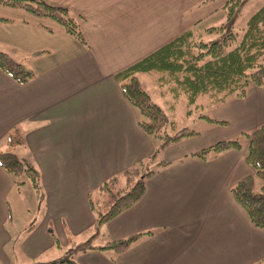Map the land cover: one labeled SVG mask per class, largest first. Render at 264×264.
I'll return each mask as SVG.
<instances>
[{
	"label": "crops",
	"instance_id": "1",
	"mask_svg": "<svg viewBox=\"0 0 264 264\" xmlns=\"http://www.w3.org/2000/svg\"><path fill=\"white\" fill-rule=\"evenodd\" d=\"M45 1L65 6L84 40L50 20L3 6L9 12L0 15V50L34 76L18 83L0 69V151L11 149L36 167L41 195L34 193L33 199L44 207L19 239L18 195L27 184L16 187L0 166V264L44 263L48 252L62 248H56L51 233L64 247L93 229L88 195L157 145L140 129L115 74L185 30L197 29L217 7L211 4L215 0ZM213 117L228 124L207 122L208 144L264 124V90L253 86L244 97L229 98ZM15 128L20 143L12 146L6 137ZM198 144L186 138L168 145V164L146 180L141 199L102 226L98 243L93 239L101 246L141 233L129 248L117 255L79 251L77 263L256 264L262 259L264 230L250 222L230 193L252 173L246 149L206 160L188 156Z\"/></svg>",
	"mask_w": 264,
	"mask_h": 264
},
{
	"label": "trees",
	"instance_id": "2",
	"mask_svg": "<svg viewBox=\"0 0 264 264\" xmlns=\"http://www.w3.org/2000/svg\"><path fill=\"white\" fill-rule=\"evenodd\" d=\"M244 2L245 0H226L221 6L225 14L223 22L202 30L187 29L115 74L124 98L138 114L140 129L155 138L157 145L147 157L104 180L88 195V205L94 215V233L78 244V252L98 249L112 251L117 255L129 248L141 233L108 239L101 246L94 245L93 239L106 222L141 199L146 190V180L160 167L168 164L163 160L157 161V156L164 147L199 134L187 127L175 131L176 124L159 105L151 101L139 74L155 72L157 84L166 86L173 98L184 95L187 116L191 115L200 96H206L218 106L231 97H244L250 87L264 90V2L248 17L244 27L236 31L234 22ZM0 5L50 20L62 26L69 34L84 40L78 24L65 6L45 0H0ZM208 35H215L217 38L206 42L204 37ZM0 69L18 83H25L34 76L32 70L25 68L2 50ZM199 117L215 125L228 124L225 120L205 114H200ZM17 131L15 128L7 134L6 141L9 145L20 143ZM243 148L246 149L244 157L252 173L231 186L230 193L250 222L264 230V124L200 147L188 156L206 160L228 150ZM0 166L12 176L16 187L28 183L37 198H40L39 172L31 162L19 158L9 149L0 151ZM149 233L151 232L144 234ZM51 235L56 248L60 249L58 239L53 233ZM73 256L69 252L58 261L36 264H78ZM256 264H264V257Z\"/></svg>",
	"mask_w": 264,
	"mask_h": 264
},
{
	"label": "rangeland",
	"instance_id": "3",
	"mask_svg": "<svg viewBox=\"0 0 264 264\" xmlns=\"http://www.w3.org/2000/svg\"><path fill=\"white\" fill-rule=\"evenodd\" d=\"M224 1L225 0H215L213 3H211V4H216L217 7L214 9V11L210 14L208 18L202 20V22L198 24V28H197L198 30H202L203 28L208 26L218 25L224 21L225 14L221 8V5ZM263 2L264 0H245L240 10V13L235 19L234 30L237 31L243 28L248 17L255 10H257L263 4ZM4 12H9V11H7L5 7L0 5V15H3ZM43 20H47V19H43ZM215 38H217V36L208 35L204 37V40L206 42L208 41L210 42ZM155 74H156L155 72L139 74V78L141 80L142 86L149 94L151 101L159 105L162 108V110L165 112L167 117L170 120L174 121V123L176 124L175 131L181 129L182 127H187L189 130L197 131L199 132V134L189 139L198 141L199 142L198 145H200L201 147L209 145L208 144L209 142L205 140L203 135L207 129V122L204 119H201L199 115L205 114L207 116L213 117L214 110L217 108V105L211 103L206 96H200L196 101V105L193 106L192 108L191 115L187 116L186 115L187 105H186L185 96L180 95L178 98H173L172 95L167 90L166 86H159L157 84V82L155 81V76H156ZM171 132L173 133L174 131ZM167 148L168 146L164 147L163 150L158 154L157 161L163 160L167 162L166 159L169 157V154H166L168 150ZM26 184L27 185L20 188V192L18 195L19 204L17 206L16 218L19 222H21L20 228H22L21 230L18 231L20 232L18 236L19 239H21V235L23 234L24 228L26 229L30 228L34 223H36L39 220V216H40L39 209H43L44 207L43 203H41V199L39 203L36 202L35 204V200L33 199L34 190L28 183ZM258 184L259 181L256 182V187H258ZM101 229L102 227L100 228L99 232H101ZM50 230L54 232V229H52V227H50ZM91 232L94 233V229L80 234L79 235L80 237H78L77 240L78 242L70 243L64 247L61 246L62 248L60 251L57 249H53L52 251L48 252L43 257V261L44 262H52L55 260L58 261L59 259L64 258L69 252H72V255H74L73 257L77 262L76 260V254L78 253L77 246L81 242L86 241L89 238ZM97 240H99V238H96L94 243H98ZM51 252H54L55 256H52ZM19 259H24V258H22L21 255H19Z\"/></svg>",
	"mask_w": 264,
	"mask_h": 264
}]
</instances>
